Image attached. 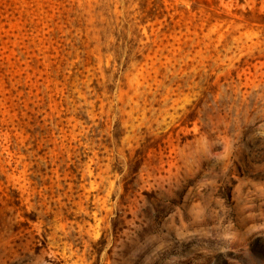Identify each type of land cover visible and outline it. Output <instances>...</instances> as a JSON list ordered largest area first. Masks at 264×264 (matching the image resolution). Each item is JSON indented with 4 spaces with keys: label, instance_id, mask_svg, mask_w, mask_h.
I'll return each instance as SVG.
<instances>
[{
    "label": "rangeland",
    "instance_id": "rangeland-1",
    "mask_svg": "<svg viewBox=\"0 0 264 264\" xmlns=\"http://www.w3.org/2000/svg\"><path fill=\"white\" fill-rule=\"evenodd\" d=\"M0 264H264V0H0Z\"/></svg>",
    "mask_w": 264,
    "mask_h": 264
},
{
    "label": "trees",
    "instance_id": "trees-1",
    "mask_svg": "<svg viewBox=\"0 0 264 264\" xmlns=\"http://www.w3.org/2000/svg\"><path fill=\"white\" fill-rule=\"evenodd\" d=\"M192 112H194V110Z\"/></svg>",
    "mask_w": 264,
    "mask_h": 264
}]
</instances>
